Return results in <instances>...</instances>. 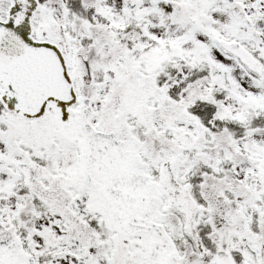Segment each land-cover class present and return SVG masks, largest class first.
Instances as JSON below:
<instances>
[{"label":"snow or ice","instance_id":"snow-or-ice-1","mask_svg":"<svg viewBox=\"0 0 264 264\" xmlns=\"http://www.w3.org/2000/svg\"><path fill=\"white\" fill-rule=\"evenodd\" d=\"M0 264H264V0H0Z\"/></svg>","mask_w":264,"mask_h":264}]
</instances>
